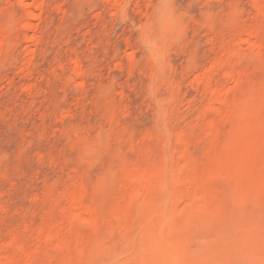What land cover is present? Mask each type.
<instances>
[{"label":"rangeland","instance_id":"rangeland-1","mask_svg":"<svg viewBox=\"0 0 264 264\" xmlns=\"http://www.w3.org/2000/svg\"><path fill=\"white\" fill-rule=\"evenodd\" d=\"M0 254L264 264V0H0Z\"/></svg>","mask_w":264,"mask_h":264},{"label":"bare ground","instance_id":"bare-ground-1","mask_svg":"<svg viewBox=\"0 0 264 264\" xmlns=\"http://www.w3.org/2000/svg\"><path fill=\"white\" fill-rule=\"evenodd\" d=\"M238 171H231V172H228V174L227 173H225L226 175L223 177V179L224 180H226L227 181V183H228V181H231V180H233L234 179V177L238 174L237 173ZM220 178H222V177H220ZM221 181V180H220ZM191 182V181H190ZM200 183H198L197 184V182H195V185H196V187H193V188H195L194 189V191L193 192H186V193H183L184 194V196H185V201L187 200H190V199H192V198H194V197H196V195H198L199 194V196L200 197H202V196H204L206 193H207V189H208V187H207V189H206V186H207V184L205 185V183L206 182H203L202 183V181H199ZM189 184V183H188ZM229 184V183H228ZM193 185V184H192ZM188 190V189H187ZM142 195H144V194H142ZM204 198V197H203ZM182 199V198H181ZM188 206V205H187ZM160 236V235H159ZM150 237V236H149ZM151 239V241L153 240V238H150ZM155 239V238H154ZM157 239H159V237L157 238ZM157 239H156V241H155V243H157V244H155V247H154V249L152 250V251H154V254H155V256H157V257H165L166 256V247H164L166 244L165 243H163V242H165V241H159V243L157 242ZM161 239V238H160ZM166 240V239H165ZM153 242V241H152ZM153 244H154V242H153ZM152 248V247H151ZM168 248L170 249V247L168 246ZM168 248H167V251H168ZM149 251V250H148ZM151 251V252H152ZM1 255V254H0ZM154 256V255H153ZM2 257V256H1ZM166 258V257H165ZM161 259V258H160ZM159 260V259H158ZM164 260V259H163ZM161 262V261H160ZM0 264H4V263H2V262H0ZM156 264V263H155Z\"/></svg>","mask_w":264,"mask_h":264}]
</instances>
